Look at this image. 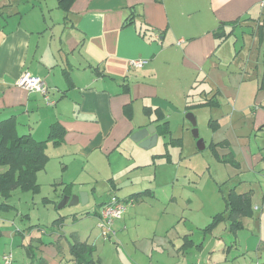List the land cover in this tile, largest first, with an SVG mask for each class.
I'll return each mask as SVG.
<instances>
[{"label": "crops", "instance_id": "obj_1", "mask_svg": "<svg viewBox=\"0 0 264 264\" xmlns=\"http://www.w3.org/2000/svg\"><path fill=\"white\" fill-rule=\"evenodd\" d=\"M131 13L132 23L123 25ZM236 20L235 28L250 26L262 41V55L246 64L254 68L256 87L246 83L249 73L235 74L241 65L232 68L225 49L220 50L229 37L220 40L214 34L219 24ZM261 24L264 33V0H72L68 9L60 7L58 0H0V121L14 116L18 134L37 140H45L53 125L63 130L59 144L47 143L49 159L37 174L39 192L32 194H39L45 181L59 202L80 190L87 192L83 204L96 205L102 196L96 195L94 183L101 174L109 180L103 192L115 194L127 206L123 216L112 222L109 237L98 226L95 206L92 212L81 210L80 218L91 219L88 226H80L82 219L69 223L59 213L53 216L50 228L54 229L48 233L41 227L23 230L13 222L0 225V264L7 252L23 264L39 259L45 264H79L72 250L75 243L85 244L93 264L227 261L232 241L216 236L221 221L210 232L194 220L182 227L183 223H177V207L169 205L175 200L174 190L157 189L162 185H152L141 172L155 157L169 158L171 148L182 142L171 126V113L177 108L178 116L182 108L183 112L209 110L207 122L213 132H220L209 144L223 142L216 152L221 151L223 157L232 155L238 167L227 163L235 178L251 172L247 162L255 166L252 171L259 163L263 166L264 154L235 129L247 124L255 138L264 134ZM225 29L229 32L231 26ZM133 58L146 59V63L130 67L128 61ZM23 71L45 81L53 104H47L39 92L16 84ZM209 100L206 105L197 104ZM145 107L152 110L150 115ZM154 109L162 112V119L156 120ZM164 121L169 132L162 135L157 127L163 129ZM149 124L155 126L158 137L144 149L129 135ZM162 142L163 149L156 151ZM130 174L140 178L139 183L129 185L115 178ZM235 181L232 186L237 191L248 179ZM70 183L67 191L64 186ZM137 192H143L139 199L129 197ZM104 202L101 199L98 205ZM241 228L233 229L229 222L227 230L232 234Z\"/></svg>", "mask_w": 264, "mask_h": 264}, {"label": "rangeland", "instance_id": "obj_2", "mask_svg": "<svg viewBox=\"0 0 264 264\" xmlns=\"http://www.w3.org/2000/svg\"><path fill=\"white\" fill-rule=\"evenodd\" d=\"M254 32L257 31L251 29L250 26L242 28L241 26H237L233 34L220 44V50L225 49V53H227V57H229L231 61L232 68L237 64L241 65L242 68H239L238 72L235 74L240 76L249 73L251 77L249 79L246 78V83H250L249 85H254L256 87L254 68L250 69L246 66L247 61H255L258 56L262 55L259 53L262 41H259L258 33L255 35ZM233 53L235 56L232 58ZM241 80L242 79H240V82ZM257 90L258 88L254 90L253 95H255V91L257 92ZM173 111L171 113L173 135L181 137L182 142L180 145H174L171 148L169 158L160 159L155 157V160H153L154 163L148 165V167L141 172V176L150 178V183L152 185H155V183L157 185H162L157 189L165 190L168 193L174 190L176 197L169 205L177 207L179 215V221L177 223H183V225H181L182 227H184L188 221L191 223L192 220L196 221L194 223H199L200 227L203 225L205 226L210 222L211 216L225 211L222 196L227 194L231 187H233L234 180L236 179L235 182L237 183L238 179H248L245 183L242 181L238 187L239 190H237H241V192H251L252 194V212L245 215L242 219L243 228L237 230L236 233H229L227 227L231 220L228 218L232 219L231 216H227V218L221 221L215 228V234L218 239H220L219 236L222 235L232 241L230 243L228 260L220 264H264V171H258L260 168H263V162L259 163L256 171H252L255 166L247 162V166L252 167L250 169L251 172L247 170L248 173L245 171V174L241 175L240 178H235L233 170L229 169L228 163H226L228 161L222 162L217 160L210 150L209 142L215 137H218L220 132H213V129L209 126L207 122L208 118L211 116L209 110L199 108L193 109V112H183L182 108L181 116H178L177 113L180 112V108ZM187 113L194 115L199 138L204 141V148L202 149H199L197 146L198 139L192 134V122L187 117ZM235 129H238L236 131H241V134L246 136V138H250L254 148H256L259 153L264 154V134H258L255 138L256 133L249 132L250 125L247 124L235 127ZM258 147L261 150H259ZM162 149L163 142L160 146L156 147L155 150L161 151ZM218 153L221 155V151H218ZM228 157L229 155H226L224 159ZM120 160L122 161L123 159L121 158ZM229 163L232 164L231 162ZM233 166L231 167L234 168L235 166ZM230 170H232V172ZM115 178L117 181L120 179L129 185L139 183L140 181V178H134L133 174L119 175V177L116 175ZM42 183L41 192L37 195L30 192L26 193L14 190L8 200L12 206L6 211L0 208V225L5 226L13 222L15 227H20L23 230L28 229V226L29 229L32 230L41 227V229L48 233L54 229L50 228L51 221L54 219L53 216L59 213L60 216L67 217V222L69 223L73 219H82L79 221L80 226H88L89 223H91V219H87L86 217L80 218V214L82 213L81 210L92 212L94 206L99 210V207L103 204L98 205L100 200L104 199V201H107L109 196H111L106 190L103 192L104 188L109 184L108 178H104V175L97 174L96 183H94L96 185V195L102 197H97L95 202L96 205L91 203L87 205L77 203L66 204L58 208L59 200L53 197V191L50 190L51 185L45 181ZM47 196L50 197V200H43V197ZM186 199H189V201L187 202ZM25 214H28L30 217L27 218ZM97 222H99V220H97ZM200 236H202V233ZM199 241L200 240H198V242ZM214 243L215 240L212 242V245H214ZM2 248L3 245H0V250Z\"/></svg>", "mask_w": 264, "mask_h": 264}, {"label": "trees", "instance_id": "obj_3", "mask_svg": "<svg viewBox=\"0 0 264 264\" xmlns=\"http://www.w3.org/2000/svg\"><path fill=\"white\" fill-rule=\"evenodd\" d=\"M72 0H58L60 7L68 9ZM133 14L128 15L123 22V25L132 23ZM239 24V20L230 23L219 24L217 29L214 31L216 39L224 40L233 33V28ZM231 26L229 32L226 31L225 27ZM262 26L258 25L259 35L263 36ZM68 82L71 84V80L67 75ZM264 84V79L261 81V86ZM211 100L198 102V105H206L210 103ZM215 103L216 100H212ZM196 104V105H197ZM188 108L193 107L192 104H188ZM156 110L157 118L160 120L163 118L162 112L158 109ZM152 110L149 107L144 108V112L150 115ZM16 119L14 116L0 121V208L11 207L12 205L8 202L12 192L14 190H19L22 192L38 193L40 185L37 181V174L46 165L49 155L46 152V146L48 142L53 144H59L62 141L63 130L53 125L48 133L45 140H37L29 134H18L16 130ZM164 128L159 130V133L165 135L169 132L168 122L164 121L162 123ZM264 128V127H263ZM172 143V142H171ZM223 144V142L211 143L209 147L213 155L222 162H231L234 166L238 167V164L234 162L231 154L227 159L220 157L216 152V147ZM227 163V162H226ZM264 171V164H263ZM61 182L53 183L54 185H59ZM72 183L66 184L65 189L69 188ZM69 191V189H67ZM143 195V192H137L129 197L133 199H139ZM251 192L238 193L235 188L232 187L230 191L223 195L225 211L216 213L212 216L211 221L204 226L202 229L204 231H210L215 227L220 221L226 219L227 216H231L230 226L231 228H241V219L252 212L251 205ZM126 200V199H125ZM129 201V199H127ZM127 201V202H128ZM126 202V201H125ZM84 243H75L72 245V250H74L75 256L78 259L79 264H93L94 260L91 256V251L85 250L83 247ZM78 249H81L79 254ZM85 258V259H84ZM82 259V260H81ZM85 260V261H84ZM30 264H45L43 259L37 261L32 260Z\"/></svg>", "mask_w": 264, "mask_h": 264}, {"label": "built area", "instance_id": "obj_4", "mask_svg": "<svg viewBox=\"0 0 264 264\" xmlns=\"http://www.w3.org/2000/svg\"><path fill=\"white\" fill-rule=\"evenodd\" d=\"M128 63L130 67H141L146 63V59L133 58L130 59ZM16 84L29 91L39 92L44 97L47 104L54 103V100H52L49 96V87L41 77L33 75L29 71H23L16 80ZM126 207V203L114 194L111 195L109 199L100 206L98 213V226L102 229V234L104 237H109L110 234L113 233L111 224L116 218L123 216L126 211ZM1 264L23 263L16 262L13 255L10 252H7L1 256Z\"/></svg>", "mask_w": 264, "mask_h": 264}, {"label": "water", "instance_id": "obj_5", "mask_svg": "<svg viewBox=\"0 0 264 264\" xmlns=\"http://www.w3.org/2000/svg\"><path fill=\"white\" fill-rule=\"evenodd\" d=\"M187 117L192 122V130H191L192 134L195 138L198 139L197 146L199 149H202L204 147V144H203V140L199 138L194 115L188 113ZM157 137H158V133L156 132V128L153 124H149L147 126L139 128L129 135V139L131 141L137 143L138 146L144 149H148L154 143H156ZM86 198H87V192L78 190L77 192H74L72 194L64 195L63 198L58 203V208L63 207L65 204H77L79 201L83 204Z\"/></svg>", "mask_w": 264, "mask_h": 264}]
</instances>
